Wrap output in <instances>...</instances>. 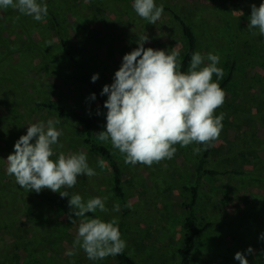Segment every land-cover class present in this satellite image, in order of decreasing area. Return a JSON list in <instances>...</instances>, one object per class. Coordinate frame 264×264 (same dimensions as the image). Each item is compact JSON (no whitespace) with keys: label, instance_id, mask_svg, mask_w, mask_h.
Masks as SVG:
<instances>
[{"label":"rangeland","instance_id":"obj_1","mask_svg":"<svg viewBox=\"0 0 264 264\" xmlns=\"http://www.w3.org/2000/svg\"><path fill=\"white\" fill-rule=\"evenodd\" d=\"M131 3L47 0L48 16L43 22L11 9L0 12L3 37L9 46L5 49L0 44V170L4 171L0 186L15 190L4 195L9 204L0 205V264H117L113 256L90 261L79 248L76 255L67 256L79 225V220L72 224L69 215L78 218L62 203L47 204L34 196L35 191L18 187L15 178L6 174L3 159L13 151L19 136L26 134L30 122L59 119L63 148H54L52 159L60 151L83 150L97 172L91 178L78 177L73 188L61 191L80 194L85 200L107 197L108 211L95 215L105 220L117 217L120 222L121 201L112 192L110 167L104 159L106 166H97V158L102 157L83 144L82 123L74 117L59 118L48 107L34 104L40 100L82 116L95 114L94 135L100 142L96 134L105 130L104 103L87 99L92 94L87 86L52 73L42 62L40 47L59 70H72L77 61L90 77L99 73L97 82L103 88L112 83L122 56L136 48L146 34V48L171 51L175 47L181 61L186 39L167 6L192 25L197 51L205 58L209 52L219 54L223 78L234 63L233 78L224 90V104L215 112L225 113L223 129L206 164V169L216 174H205L196 182L202 153L197 144H177L172 159L149 167L125 165L110 141L101 142L111 149L122 170L130 209L122 233L125 250L141 264H177L185 228L183 186L197 184L196 220L213 226L197 237L191 264H239L234 260L237 251L245 253L249 264H264V241L258 238L264 232V37L247 27L251 6L259 7L261 0H157L164 5V13L156 25L138 17ZM60 36L67 42L66 49ZM196 147L201 149L199 153L193 152ZM40 193L59 194L49 189ZM114 204L119 205V212L112 211ZM249 246L252 254L246 253Z\"/></svg>","mask_w":264,"mask_h":264},{"label":"clouds","instance_id":"obj_2","mask_svg":"<svg viewBox=\"0 0 264 264\" xmlns=\"http://www.w3.org/2000/svg\"><path fill=\"white\" fill-rule=\"evenodd\" d=\"M131 6L148 24L156 25L164 13V5L158 4L157 0H132ZM8 9L36 22H43L48 16L47 0H0V12ZM249 17V30L264 37V0L259 7L251 6ZM146 42H149L147 34L136 48L122 56L112 83L103 86L100 95L107 96L103 104L107 110L104 113L106 125L96 137L103 143L110 141L113 149L123 156L125 165L151 167L154 163L172 159L177 144L180 147L203 145L204 150L213 147L225 118V113L216 115L215 112L224 104L226 93L219 83L224 76L223 68L218 66L221 62L219 54L209 52L205 58L199 51L194 52L187 70L183 71L180 52L175 47L171 51L146 48ZM98 79L99 73L91 76L93 83ZM87 99L95 101L96 94H90ZM100 114L97 111V115ZM60 123L59 119H47L26 125V134L19 136L13 151L3 159L7 162L6 174L15 178L18 187L29 192L49 189L53 193L59 192L62 198L69 197L71 213L78 218L72 219L70 214L69 220L72 224L79 220V225L72 248L65 252L67 256L76 255L77 248L93 262L117 256L127 247L118 218L105 220L99 215H87L107 212V197L85 200L80 194L61 191L73 188L78 177L91 178L97 172L89 165L88 154L83 150L60 151L52 159L54 148H63L60 142L63 132L57 128ZM200 150L196 147L193 152ZM96 163L101 169L106 166L103 158L98 157ZM119 210V205L114 204L112 211ZM258 238L264 241V232ZM253 251L251 246L246 249L247 254ZM234 260L249 264L245 253L240 251L234 254Z\"/></svg>","mask_w":264,"mask_h":264},{"label":"trees","instance_id":"obj_3","mask_svg":"<svg viewBox=\"0 0 264 264\" xmlns=\"http://www.w3.org/2000/svg\"><path fill=\"white\" fill-rule=\"evenodd\" d=\"M168 12L172 14L175 20L179 23V26L181 28V32L183 36L186 39V45H185V51L181 58V65L182 70L186 71L191 59L192 53L197 51V36L196 33L192 27L187 21H185L180 15H178L171 7L167 6L165 7ZM56 25V22H55ZM60 42L64 49L67 47V42L65 39L60 36ZM31 43V42H30ZM0 44L4 46L5 49H8L9 46L6 43L4 37H3V31L1 29L0 25ZM40 50L43 55V63H47L52 73L58 75H62L65 78L80 82L81 84L87 86L91 93L96 94V99L99 100L101 104L104 103L105 98L104 96H101L100 93L102 91L101 85L96 81L95 83L91 82V77L89 73L85 70L83 65L75 61L76 65L75 68L72 70H59L56 65H53L54 62L50 60L48 54L42 50L40 47ZM4 56V55H3ZM233 68L234 63L231 64L228 74L219 82L220 86L223 90H225L228 83L233 78ZM27 98L24 96V99ZM29 100V99H27ZM38 107H48L49 109L53 110L59 118L62 119H69L70 117H74L78 121L82 123L83 126V144H85L88 147V150L100 155L109 165L110 171H111V179H112V192L114 195L119 198L121 201V210H122V220L119 222V228L121 231V234L123 233L124 228V219L129 215L130 209L126 202V195L125 191L123 189V178H122V170L120 167V164L115 159L111 149L106 146L105 144L98 142L95 139L94 135V124L96 120V115L93 114L91 116H82L78 112L71 110V109H65L60 106H53L48 105L43 101L37 100L34 103ZM214 144V142H213ZM202 149L201 156L198 160V164L196 167V182H198L203 175L205 174H216V171L213 169H206V164L208 162V159L213 152V147L208 148L207 150H204V146L200 145ZM2 172V173H1ZM4 176V171L0 170V178ZM184 192H185V198L183 200V210H184V233L182 238L181 246L178 249V262L177 264H191L192 262V255L196 246L197 237L207 231L210 230L213 226L212 222H206L205 224H198L196 220V204L198 199V186L197 184L191 185V186H183ZM15 191L13 188H10L9 186H0V205H2V202L4 206L9 204V201L7 199H4V195L12 193ZM37 198L45 201L47 204H54L56 203H62L66 208H69L68 200L66 198H62L59 194H53V195H45L41 193L34 194ZM89 217H92L95 214L89 213L87 214ZM114 258L117 261V264H141L139 263L129 252L124 250L121 254L114 256Z\"/></svg>","mask_w":264,"mask_h":264}]
</instances>
